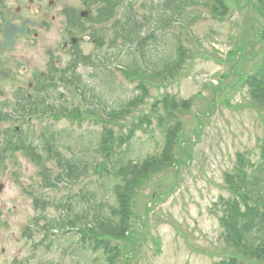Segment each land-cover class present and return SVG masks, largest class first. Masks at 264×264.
<instances>
[{
  "label": "rangeland",
  "instance_id": "1",
  "mask_svg": "<svg viewBox=\"0 0 264 264\" xmlns=\"http://www.w3.org/2000/svg\"><path fill=\"white\" fill-rule=\"evenodd\" d=\"M43 1L48 5L51 0ZM163 1L124 0L115 18L120 20L119 24L115 19L105 25L96 24L94 19L84 23L93 36L99 32L104 48L99 50L96 45L85 43L82 45L83 54L88 56L97 52L108 56L104 60L109 73L104 69L83 66L80 62L75 63L72 71L81 76L82 84L94 90L108 112L124 109L123 104L140 93L137 86L142 80L149 90L144 103L130 113H116L117 118L113 119L106 117L101 106H94L95 114L91 116L86 111L87 107L81 106L76 92L64 87L60 79L54 83L53 91L45 93L48 104L61 108L64 100H68L71 103L69 110L76 115L80 112L84 119L70 117L71 120L62 118L54 121L35 118L29 125H20L24 133H32L29 146L31 149L34 146L43 158L46 152L39 138L43 128L50 125L55 134L70 135L69 138L63 136L64 140H59L56 145L62 155L71 161L76 158L95 161L81 184L71 186L62 183L54 189L48 188L47 181L60 174L56 161L40 167L24 150L7 148L5 139L0 137V186L3 187L0 192V264H86L71 255L72 249L65 253L56 246L65 240L61 234L54 237L59 239V243L52 249L42 243L45 233H36L35 221L43 216L49 220L62 217L60 209L51 207L44 211L42 205L51 202L56 206L61 201L78 197L80 203L74 201L71 206L77 210L86 205L89 214L92 213L90 207L99 206V203L115 206L116 196H105L102 184L106 180L103 181L95 172L97 164L106 163L104 155L97 151L98 147L85 154L81 152L80 143L94 142L105 128L112 129L118 141L128 133L131 124L165 94L190 101L191 105L177 115L180 131L171 160L174 164L154 168L147 177L137 179L138 185L131 199L130 226L134 234L130 233L119 242L122 255L119 264H216L240 254L224 239L221 208L216 205L222 198L231 197L232 190L226 183V177L240 166V157L244 155L250 164H257L264 145V105L250 96L247 87L249 75L258 69L264 58V11L259 0H226L228 9L220 15L212 7H198L192 25L180 24L169 31L158 32V41L147 50L148 62L158 64L161 59H166L169 50L176 48L175 44L180 43L186 55L183 67L178 72L173 71L169 77L167 74L160 77L150 67L147 69L139 54L135 53L132 58L137 67V79L127 80L124 73L132 72V67L125 66L132 59L125 57L127 46L123 51L120 48L112 51L110 43L128 16L137 19L143 15L151 16ZM58 2V7L51 10L52 15L57 16L56 22L49 32L42 34L41 48L35 51L26 49L27 54L39 58L37 61L41 66L43 47L45 50L53 49L62 67L70 61L57 49L61 38L66 36L61 32L64 17L58 14V10L67 7L73 13H80L85 9L81 0ZM102 6L100 3L92 6V17ZM146 35L143 33L144 37ZM120 43L121 40H117L116 47ZM110 55L113 57L108 61ZM56 74L57 78L64 76L63 73ZM157 121L154 120V131L149 129L147 133H137L131 146L137 160L162 156V134ZM9 128L10 124L0 125V130ZM108 164L109 170L111 165ZM248 171L251 172L250 169ZM105 172L106 169L102 170V175ZM83 189L87 191L83 192L86 197L81 196ZM39 224L43 226L44 221H39ZM90 262L95 264V260Z\"/></svg>",
  "mask_w": 264,
  "mask_h": 264
},
{
  "label": "trees",
  "instance_id": "2",
  "mask_svg": "<svg viewBox=\"0 0 264 264\" xmlns=\"http://www.w3.org/2000/svg\"><path fill=\"white\" fill-rule=\"evenodd\" d=\"M90 1L92 6L95 3L103 5L97 9V15L90 17L88 20L93 22L92 20L94 19V22L98 25H105L113 21L118 14L119 8L124 5V0ZM225 1L164 0L151 16L143 15L140 19L135 16H128L121 23L120 31H116V38L111 41L109 47L112 51L117 48L123 51V48L127 46L125 57L132 58L133 54H139L140 60L147 69L150 67L157 76L162 77L167 74V77H169L173 71L178 72L183 67L186 60L185 50L180 43L175 44L176 48L169 50L166 59H161L160 63L158 62L157 64L155 62L151 65L148 62L147 50L149 51L148 48L158 41L156 34L169 31L174 25H192L195 20V10L200 6L212 7L219 15L225 14V10L228 9L225 6ZM259 2L264 11V0H259ZM92 6L90 5L89 8H93ZM115 20L116 24L120 23V20ZM143 33H147V35L144 37ZM99 36L98 32V35L96 34L94 38L98 40V49L103 50L104 42L101 41ZM117 40H121V43L116 47ZM113 55H110L107 60L109 61ZM105 57L108 56H101L97 52L88 56L81 55L80 60H77L76 63L80 62L81 65L92 67L96 70L104 69L109 73L106 67L108 64L104 60ZM134 62L132 58L128 62L129 64L125 65L132 67V72L124 73L127 80L137 79V67ZM156 66L160 69H157ZM74 73L69 77L63 76L60 81L65 87L72 88L76 92L81 98L83 106L87 107L88 115L91 116L95 114L94 108L101 106L106 117H109V119L117 118L116 113H119L118 115L130 113L133 108H137L144 103L149 95V90L142 80L137 86V91L140 93L126 104H123L124 109L108 112L102 102L99 101L100 97L96 96L94 90H90L85 84H82L81 76H77ZM248 83L247 87L250 96L257 103L264 105V58L258 69L249 75ZM64 103L60 114L53 113L51 115L54 121H59L62 118L71 120L70 117L73 119L78 117L79 120L84 119L82 115L80 116V112L76 115L72 110H69L71 103L68 100L64 101ZM190 105V101L178 100L174 96L165 94L161 99L154 101L150 105L149 111L132 123L128 133L122 135L118 141L114 131L110 128L103 129L100 137L94 142L91 140L81 141V152L87 154L91 149L98 147L97 151L104 155L106 163L97 164L95 172L101 175L103 181L106 180L102 184L105 196H116L115 206L99 203V206L90 207L92 213L89 214L90 211H88L86 205L77 210H74L71 206L74 201L78 204L80 203V199H77L78 197L69 198L67 202L61 201L56 206L51 202H44L42 205L44 211L51 207H56V209L61 210L62 217L58 220H49L43 216L38 218V222L35 221L36 233H45L42 243H45L47 248L52 249L59 243V239H54V237L61 234L65 236V240L59 246H56L63 249L65 253L72 249L71 255L79 262L90 264L92 263L90 261L95 260V264H119L122 257L119 242L124 241L130 233L134 234L130 226L132 219L131 199L134 189L138 185L137 179L138 177H147L154 168L170 167L174 164L171 160L173 159V150L177 146L180 131V122L177 115L179 111L188 110ZM41 111L45 112L44 107H41ZM154 120H158L156 123L162 134V156L159 158L150 157L142 161L137 160L131 149L132 143L137 138L138 132L147 133L149 129L154 131ZM31 135L32 133L30 132L23 134L15 142L14 146L10 145L8 148L14 147V150H24L26 155L40 167H43L47 162L56 161L60 174L56 179L52 180L54 183L50 180L47 181L48 188L54 189L60 183L81 184L84 178L88 177V168L93 167L95 161L92 162L89 158L86 160L76 158L71 161L56 148L59 140H64L63 136L66 135L65 137L69 138L70 135H57L49 127L47 134L43 133L40 136L43 150L48 153L44 158L37 154L34 146L32 149L29 146V144H32ZM54 146L55 148H52ZM48 148L53 155L48 152ZM116 149H119V151H116ZM259 157L257 164H250V161L242 155L240 157V166L226 177V183L232 190L231 197L228 199L222 198L216 206L219 209L221 208L220 223L224 239L227 244L236 248L240 254L234 255L235 257L230 256L216 264H264V145L260 149ZM133 161L136 164H133ZM107 162L109 163L108 165H111L109 170V166H106ZM105 169L106 172L102 175V170ZM83 192L84 189L81 190V196ZM89 194L93 193L89 192ZM83 195L86 197V194ZM88 202L90 203V201ZM38 203L39 201L36 200V204ZM41 220L44 221L43 226L39 224ZM29 229L30 227H28Z\"/></svg>",
  "mask_w": 264,
  "mask_h": 264
},
{
  "label": "flooded vegetation",
  "instance_id": "3",
  "mask_svg": "<svg viewBox=\"0 0 264 264\" xmlns=\"http://www.w3.org/2000/svg\"><path fill=\"white\" fill-rule=\"evenodd\" d=\"M81 1L85 8L83 11H91L89 6L92 2ZM45 4L43 0H0V125L10 124L9 129L0 130L4 141H15L16 137L18 140L19 135L24 133L20 125L34 122L36 113L41 115V107L44 111L52 110L53 104H48L45 93L53 91L54 83L62 78H57L56 73L69 77L80 56H86L82 45L91 43L97 46L98 40L84 25L89 19H82L87 14L83 11L73 13L70 8L61 7L58 10V14L64 17L61 32L66 36L61 38L57 49L70 61L62 67L53 49L45 50L43 47L45 52L41 66L39 58L27 54L26 49H40L42 34L49 32L56 22L57 16L52 15L51 10L58 7V0ZM46 118L49 119L48 116L42 117Z\"/></svg>",
  "mask_w": 264,
  "mask_h": 264
},
{
  "label": "water",
  "instance_id": "4",
  "mask_svg": "<svg viewBox=\"0 0 264 264\" xmlns=\"http://www.w3.org/2000/svg\"><path fill=\"white\" fill-rule=\"evenodd\" d=\"M2 188H3V187H2V186H0V192H1Z\"/></svg>",
  "mask_w": 264,
  "mask_h": 264
}]
</instances>
